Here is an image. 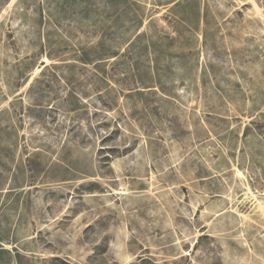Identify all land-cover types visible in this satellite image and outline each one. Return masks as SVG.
<instances>
[{"label":"rangeland","instance_id":"374dc122","mask_svg":"<svg viewBox=\"0 0 264 264\" xmlns=\"http://www.w3.org/2000/svg\"><path fill=\"white\" fill-rule=\"evenodd\" d=\"M0 264H264V0H0Z\"/></svg>","mask_w":264,"mask_h":264}]
</instances>
